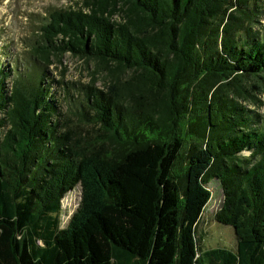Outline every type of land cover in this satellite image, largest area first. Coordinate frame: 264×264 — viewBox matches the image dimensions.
I'll return each instance as SVG.
<instances>
[{"label": "trees", "instance_id": "obj_1", "mask_svg": "<svg viewBox=\"0 0 264 264\" xmlns=\"http://www.w3.org/2000/svg\"><path fill=\"white\" fill-rule=\"evenodd\" d=\"M260 2L83 0L87 12H49L35 54L93 59L108 82L82 89L76 119L90 128L76 139L53 117L40 65L0 66V264H264V117L242 103L264 93ZM210 181L228 247L204 249L197 235Z\"/></svg>", "mask_w": 264, "mask_h": 264}, {"label": "rangeland", "instance_id": "obj_2", "mask_svg": "<svg viewBox=\"0 0 264 264\" xmlns=\"http://www.w3.org/2000/svg\"><path fill=\"white\" fill-rule=\"evenodd\" d=\"M264 5V0H260ZM253 22L254 29L264 33V7ZM55 9H81L83 0H0V66L10 67L18 64L26 71L29 63H37L46 73L45 83L50 87L55 98V108L61 121L71 128L76 139L84 137L90 126L76 119V108H80L81 92L85 85L105 89L108 82L104 68L93 59H86L70 52L49 54L46 58L34 52V45L40 37V26L48 19L49 12ZM7 79L10 88L11 80L16 73L12 71ZM126 77V76H125ZM124 78V77H122ZM259 102H242L264 117V93L257 94ZM62 123V122H61ZM66 130L65 128L61 131ZM213 196L205 206L197 226L204 249L217 246L233 245L231 237L235 236L233 228L215 221V213L219 210L222 195L217 184L210 181ZM80 188L70 192L63 200L60 213V227H64L78 206ZM233 240V239H232Z\"/></svg>", "mask_w": 264, "mask_h": 264}]
</instances>
